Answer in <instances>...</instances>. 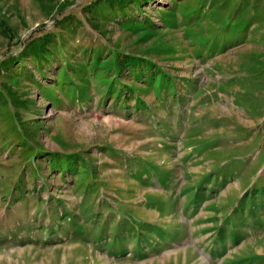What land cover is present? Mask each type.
<instances>
[{
  "label": "rangeland",
  "instance_id": "obj_1",
  "mask_svg": "<svg viewBox=\"0 0 264 264\" xmlns=\"http://www.w3.org/2000/svg\"><path fill=\"white\" fill-rule=\"evenodd\" d=\"M0 264H264V0H0Z\"/></svg>",
  "mask_w": 264,
  "mask_h": 264
}]
</instances>
